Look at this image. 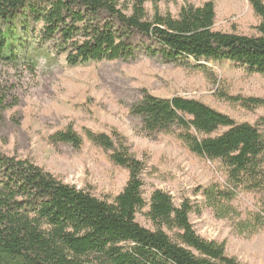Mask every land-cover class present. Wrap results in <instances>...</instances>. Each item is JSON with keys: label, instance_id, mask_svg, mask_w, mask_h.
Masks as SVG:
<instances>
[{"label": "trees", "instance_id": "1", "mask_svg": "<svg viewBox=\"0 0 264 264\" xmlns=\"http://www.w3.org/2000/svg\"><path fill=\"white\" fill-rule=\"evenodd\" d=\"M147 1L0 0V64L34 73L39 60L51 64L60 56L76 66L145 55L200 72L230 63L264 78V0H246L258 19L249 35L214 29L211 0L187 2L177 14L161 12L157 3L149 13ZM217 93L248 111L264 108L260 97ZM15 104L1 88L0 117ZM129 112L146 137L171 135L191 155L216 164L221 177L194 191L200 196L197 214L210 210L237 236L264 230V114L254 124L238 123L201 100L146 92ZM85 141L127 172L123 188L109 200L65 183L28 157L0 150V264H244L226 253L225 241L196 233L189 199L176 205L158 188L143 198L145 164L116 129L77 131L67 124L46 139L77 150ZM240 194L251 195L255 207L239 209Z\"/></svg>", "mask_w": 264, "mask_h": 264}, {"label": "rangeland", "instance_id": "2", "mask_svg": "<svg viewBox=\"0 0 264 264\" xmlns=\"http://www.w3.org/2000/svg\"><path fill=\"white\" fill-rule=\"evenodd\" d=\"M205 1L208 0H148L145 6L149 13L157 3L161 12L177 14L187 2L199 6ZM211 1L216 13L214 29L255 33L258 19L246 0ZM55 62L39 60L34 73L20 66L0 64V89H8L16 101L1 113L3 153L28 157L65 183L109 200L126 182L124 169L114 166L104 151L87 141L77 150L67 144L53 147L46 139L67 124L77 131L86 127L108 132L114 128L126 137L133 155L145 164L140 177L146 201L152 188L168 192L176 205L184 198L189 199L194 204L189 219L198 235L225 241L226 253L241 263L264 264V230L251 237L237 236L226 221L213 217L210 210L203 208L200 214L196 213L200 196H195L194 191L221 177L216 164L191 155L171 135L146 137L140 132L138 118L129 112L130 104L145 92L160 98L179 95L201 100L238 123L254 124L264 114V108L245 110L220 100L217 91L220 88L229 95L264 99L263 77L248 75L240 66L230 63L211 65V71L200 72L145 55L126 61H89L76 66L67 65L63 56ZM214 77L219 82L214 83ZM235 205L243 211L255 207L249 194L238 195ZM136 220L149 226L140 214Z\"/></svg>", "mask_w": 264, "mask_h": 264}, {"label": "built area", "instance_id": "3", "mask_svg": "<svg viewBox=\"0 0 264 264\" xmlns=\"http://www.w3.org/2000/svg\"><path fill=\"white\" fill-rule=\"evenodd\" d=\"M212 237H214V236H213V233H212ZM208 240H210V239H208Z\"/></svg>", "mask_w": 264, "mask_h": 264}]
</instances>
